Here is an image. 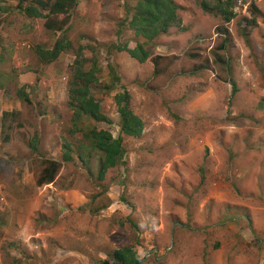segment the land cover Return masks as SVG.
<instances>
[{
	"label": "rangeland",
	"instance_id": "374dc122",
	"mask_svg": "<svg viewBox=\"0 0 264 264\" xmlns=\"http://www.w3.org/2000/svg\"><path fill=\"white\" fill-rule=\"evenodd\" d=\"M28 1L0 0V264H100L123 244L140 264H264V0H233L228 23L215 8L203 9L214 0H174L180 24L153 39L119 25L138 0H77L70 16L54 19L55 27L67 20L62 30L71 47L48 63L38 48H51L64 32L17 8ZM137 43L150 51L142 63L115 48ZM78 48L84 68L96 69L90 91L107 121L83 115V131L69 133L67 86ZM19 88L32 103L17 98ZM124 89L144 122L138 137L120 132L114 95ZM53 115L61 132L46 126ZM92 126L121 136L125 149L102 179V152L82 136ZM57 152L72 160L54 185L86 193L81 207L36 199L46 194L36 184L43 162ZM30 193L43 235L29 228L32 218L17 216L16 202L11 207L10 199L21 204ZM206 235L209 247L219 240L218 255L203 249ZM34 246L54 259H38Z\"/></svg>",
	"mask_w": 264,
	"mask_h": 264
},
{
	"label": "trees",
	"instance_id": "16d2710c",
	"mask_svg": "<svg viewBox=\"0 0 264 264\" xmlns=\"http://www.w3.org/2000/svg\"><path fill=\"white\" fill-rule=\"evenodd\" d=\"M25 1V0H23ZM214 5L209 6L210 3L203 2L202 7L206 9H216V13L221 15L224 23H228L235 17L234 1L233 0H214ZM77 0H31L25 3H19L17 8L30 17L47 18L45 23L46 27L56 28L64 32L63 36L56 40L51 48H38L40 59L44 63L54 61L60 53L68 50L71 43L67 40L65 30H62L66 19L59 21V25L55 27V18L64 14H71V11L76 6ZM255 4H252V10L257 9ZM47 10L45 14L43 10ZM178 6L174 0H138L132 8H127L126 12L130 14L129 17L124 18L119 22L120 27L128 25L134 30L135 35H140L143 38L152 39L160 33L166 32L171 26H178L180 19L177 16ZM71 18V17H69ZM225 31H227L225 29ZM229 39L228 35L225 36L224 42ZM224 47V43L220 45ZM118 51H126L132 58L138 62H144L150 55L148 49L144 47L143 43H137L134 47L130 48L126 45L115 46ZM76 57L71 65V79L67 86V105L73 111V126L71 132L83 131L82 126L78 125L83 115L90 116L97 121H107L106 116L101 112L100 106L95 97L91 94V84L97 82L96 69H85L86 58L82 55V48L76 50ZM115 80H119L118 76H114ZM237 88L232 85V92L235 93ZM18 97L23 101L31 103V96L24 92L23 89L17 90ZM130 93L127 90L114 95V102L117 106L120 117V130L123 134L128 136L141 135L144 123L141 117L134 113L130 107ZM4 115V112L2 113ZM7 114V113H6ZM3 125V119L0 120ZM82 136L94 143L95 148L102 152L100 167L98 170V179H102L106 170L114 167L122 161L124 155V147L122 146V138L118 136L114 138L107 130H97L92 127L88 134L83 132ZM94 142H93V140ZM33 143L31 142V145ZM36 150L35 146H32ZM66 151V150H64ZM72 154L64 152L59 158L45 159L43 168L40 171L36 184L41 186L45 183H50L54 180L59 169L64 165V162H70ZM84 164L86 163L82 159ZM130 222V220H129ZM212 236H205L204 250L210 252L217 249L219 240H215L214 244L209 247L207 242L210 241ZM112 260H101L100 264H140L143 259L129 244L120 245L118 248L113 249L109 254Z\"/></svg>",
	"mask_w": 264,
	"mask_h": 264
},
{
	"label": "crops",
	"instance_id": "0c3cea01",
	"mask_svg": "<svg viewBox=\"0 0 264 264\" xmlns=\"http://www.w3.org/2000/svg\"><path fill=\"white\" fill-rule=\"evenodd\" d=\"M1 39L4 40V33H3V35H1ZM0 104H2L0 106L1 107L0 110H4V97H1V95H0ZM6 104L7 103H5V105ZM46 126H47L48 130L51 131V132H55L56 130L57 131L58 130L60 131V128H61L58 125V123L57 122L55 123L54 121H52V119H51V121H49L48 125H46ZM55 141H56V139H55ZM58 152H59V150H58ZM58 152L56 154H54V157L55 158L59 157L58 156ZM24 183H25V181H24ZM26 184H27L28 187L34 186V184H35L34 178H29V176H28L27 183ZM53 187H54L53 185H49L48 187H46L45 188V190L47 191L46 194L45 193H40V194H37V195L35 194L36 199H39L40 197H42V198L47 197L48 200H49L50 198L48 196H49V193L51 191V192H53L54 195L58 196L59 199H62V200L64 199L63 200V203H66L67 206H69V205L72 206V207H76V205L77 206H82L88 200V195L86 193H84L83 191L78 190L77 188H71V189H69L67 191H59L58 193H55L54 190H50V189H55V187L54 188ZM32 196L33 195H31V193H30L29 196H28V198H27V202L29 201L28 206H27L26 200H23V205H22V204L19 203L20 201L17 200V199H14V198L10 199V200H14V201L11 202V207L14 208V202H16V205H17L16 207L17 208H14V209H16L17 216L19 215V218L20 219L22 218V220L23 219L26 220L25 218L27 216H29V224H31L30 223V219L32 218L34 228L33 227H29V228L31 230L33 229V230H35V232H38L39 234L43 235V232L44 231H42L41 229L38 230L39 228L36 227V222H35L36 216H35V214H36V212L38 210V204H37V206H34L33 205V210L36 209L35 212H33V210L31 209L30 202L32 200H34V201H36V200L33 199ZM0 200H2V201L5 200L4 199V188L3 189H0ZM41 201L44 202L43 200H41ZM24 202H26V203H24ZM39 202H40V200H39ZM44 203H45V206H50V204H51L49 202L48 203L47 202H44ZM3 207L4 206H2V208ZM18 207H20L21 209H18ZM259 208L261 210L259 212V214H262L264 216V205L263 206H260ZM33 218H34V220H33ZM17 227H18L17 228V232H23V231L25 232L26 231V228L25 229H21L20 228L21 226L19 227L18 224H17ZM43 227L45 228V225H43ZM27 231H29V230H27ZM212 253L213 254L216 253L218 255V250L215 249ZM210 254H211V252H210ZM38 259H41L43 262H48V259L47 258H39L38 257Z\"/></svg>",
	"mask_w": 264,
	"mask_h": 264
},
{
	"label": "clouds",
	"instance_id": "9594fccd",
	"mask_svg": "<svg viewBox=\"0 0 264 264\" xmlns=\"http://www.w3.org/2000/svg\"><path fill=\"white\" fill-rule=\"evenodd\" d=\"M235 12V11H234ZM236 14V13H235ZM232 20V19H231ZM224 23V22H223ZM172 27V26H171ZM168 31V30H167ZM166 31V32H167ZM165 33V32H164ZM160 34H162V33H160ZM157 36H159V35H157ZM153 39V38H152ZM0 49H1V46H0ZM150 52V51H149ZM1 55L2 54H0V57H1ZM150 56V55H149ZM147 60V59H146ZM142 63V62H141ZM19 89H23V88H19ZM17 91V90H16ZM16 96H17V98L19 99V97H18V94H17V92H16ZM67 99H68V93H67ZM20 100H22L21 98H20ZM23 101V100H22ZM23 102H25V101H23ZM26 103H28V102H26ZM31 103H32V101H31ZM67 103V102H66ZM115 103V102H114ZM116 105V104H115ZM132 109V108H131ZM69 110L71 111V115H70V124H69V127H68V131H69V133L71 132L70 131V129L72 128V125H73V119H72V116H73V111L69 108ZM117 111H118V109H117ZM4 112V110H0V120L1 119H3L4 120V115L2 114ZM135 113V112H134ZM118 114H119V112H118ZM136 114V113H135ZM7 115V114H6ZM120 118V117H119ZM52 121H54V122H59V120H60V117L59 116H52ZM82 119V118H81ZM81 119H80V121H81ZM92 120H94L93 118H92ZM94 121H97V120H94ZM97 122H101V121H97ZM144 123V122H143ZM120 126V125H119ZM92 127H94V126H92ZM91 127V128H92ZM96 128V127H95ZM97 129V128H96ZM144 129V128H143ZM97 130H102V129H97ZM108 131V130H107ZM59 132H61V128H60V131ZM110 132V131H109ZM120 132H121V130H120ZM111 133V132H110ZM122 133V132H121ZM123 134V133H122ZM111 135H112V133H111ZM123 135H125V134H123ZM141 135H142V133H141ZM113 136V135H112ZM128 136V135H127ZM140 136V135H139ZM114 137V136H113ZM131 137H135V136H131ZM138 137V136H137ZM114 138H116V137H114ZM122 138V137H121ZM125 150V149H124ZM125 152V151H124ZM124 156V155H123ZM52 158H55L54 156L52 157ZM57 158H59V157H57ZM122 160H123V157H122ZM99 167H100V164L98 165ZM111 168V167H110ZM113 168V167H112ZM55 177H57V176H55ZM56 182V178H54V180L52 181V182H50V183H45V184H43V185H41V186H38V188H41L42 189V191H46L45 190V188L46 187H48L49 185H53L54 187H55V185H54V183ZM57 187H55V189H56ZM71 188H73V187H70V188H68V189H61V190H58V189H53L54 190V192L55 193H58L59 191H67V190H69V189H71ZM51 190V189H50ZM58 191V192H57ZM46 193H47V191H46ZM49 198H50V200L48 201L49 203H51L50 204V206H47V207H56V205H55V203H53L52 201L55 199V197H58V196H56V195H54L53 194V192H51L50 191V193H49V196H48ZM47 197H45L44 199H46ZM59 198V197H58ZM59 201H60V203L61 204H65V205H67L66 203H63V200L62 199H59ZM89 201V198H88V200H87V202ZM45 202V201H44ZM44 202H42V201H40V206H44L45 205V203ZM47 202V203H48ZM86 202V203H87ZM85 203V204H86ZM22 205H23V203H21ZM84 204V205H85ZM83 206V205H82ZM81 207V206H80ZM39 208V207H38ZM40 209V208H39ZM38 209V210H39ZM37 248V252H38V257L39 258H41V256H42V254H43V249L41 248V247H38V246H34V248ZM36 250V249H35ZM41 253V254H40ZM50 259H54V258H50ZM50 259H48V262H50L49 260ZM56 259H57V257H56Z\"/></svg>",
	"mask_w": 264,
	"mask_h": 264
}]
</instances>
